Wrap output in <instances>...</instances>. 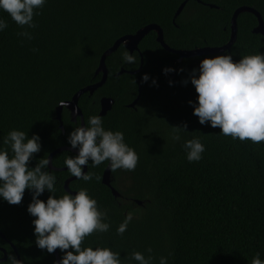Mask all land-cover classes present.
Returning a JSON list of instances; mask_svg holds the SVG:
<instances>
[{
	"label": "trees",
	"instance_id": "obj_1",
	"mask_svg": "<svg viewBox=\"0 0 264 264\" xmlns=\"http://www.w3.org/2000/svg\"><path fill=\"white\" fill-rule=\"evenodd\" d=\"M242 7L257 10L264 19V0H47L34 17L36 28L27 29L32 40L19 36L24 29L0 11L8 24L0 32V148L10 152L3 139L12 130L24 131L29 138L38 134L42 150L34 154L30 168L59 149L71 148L68 136L81 122L74 123L64 109V133L56 119L57 108L102 81L103 75H97L101 59L117 41L157 25L173 50L222 48L231 41L232 19ZM258 26L255 15H240L237 41L227 51L235 54L234 61L264 53V36L254 33ZM157 37L151 32L143 39L140 52L133 53L134 65L122 61L127 50L122 45L107 59L106 84L80 99L85 122L90 116H100L102 99H113L112 111L101 116L104 127L122 131L125 142L139 156L134 172H113V187L121 198L103 184L110 162L86 165L94 179L70 184L73 192L87 189L108 210L105 222L111 225L106 233L86 237L82 247H110L121 253L123 264H136L126 258L133 251L154 256V264H159L161 256L168 257V264H251L257 253L264 260V142L220 135V128L201 125L189 104L198 103L190 82L192 70L204 58L224 53L180 63L179 56L166 51ZM165 68L176 71L165 75ZM144 74L150 75L147 83L142 82ZM184 80L189 83L185 85ZM185 123L188 132L180 130L181 141H173L172 127ZM194 137L201 139L206 152L201 161L189 163L182 142ZM76 155L63 151L54 157L53 166L65 169L64 161ZM47 171L57 177V198L67 194L66 182L74 177L67 170L56 172L48 167ZM50 195L45 191L40 199L46 202ZM32 200L33 193L27 189L18 205L0 198V233L7 239L0 236V260L8 254L0 264H12L10 257L18 260L12 244L23 264H57L55 253L35 244L36 218L27 210ZM130 211L135 213L133 221L123 236L118 235L117 228ZM57 250L62 258L64 253Z\"/></svg>",
	"mask_w": 264,
	"mask_h": 264
},
{
	"label": "clouds",
	"instance_id": "obj_2",
	"mask_svg": "<svg viewBox=\"0 0 264 264\" xmlns=\"http://www.w3.org/2000/svg\"><path fill=\"white\" fill-rule=\"evenodd\" d=\"M47 0H0V11L6 12L16 24L24 29L18 35L32 40L34 37L27 29L36 28L34 17L46 5ZM8 27L5 19L0 18V32ZM233 52L206 57L201 60L198 69H193L190 82L198 93V103L189 101L194 107V115L201 125L220 128V135L230 136L233 140L251 141L254 144L264 142V53L245 55L234 61ZM126 65H134L136 56L127 49L122 57ZM174 68H165L164 74L175 72ZM184 69H180L183 72ZM150 80L149 74L142 76V82ZM136 84V81H134ZM153 80L152 84L157 85ZM172 81H169L170 86ZM183 83L187 85L188 80ZM60 106H64L61 102ZM78 119V116H77ZM172 140L181 141L180 130L187 131L188 125L172 127ZM72 149H78V155L68 157L64 164L71 177L84 182H91L94 174L85 173L84 167H99L110 162L111 172L123 169L134 172L139 156L125 142L122 131L106 130L103 118L93 115L87 118L84 126L76 127L68 136ZM3 144L10 147V152L0 148V198L11 205L23 201L25 190H31L33 200L28 206V213L33 220L35 244L41 250L55 253L59 249L63 254L57 264H123L120 252L110 247H82L86 237L93 233H106L110 230L108 210L102 209L98 201L92 198L87 189L76 195L67 193L57 198V177L47 171L50 159H40L35 168L29 163L34 154L42 150L41 137L19 130L10 131L3 139ZM182 147L189 163L203 159L206 146L200 138L184 140ZM92 161L89 164V161ZM99 181V177H95ZM45 191L52 193L47 201L40 199ZM135 213L130 211L117 228V234L123 236ZM72 249V251H67ZM152 253V249H147ZM171 256L172 253H169ZM136 264H154L155 257H147L139 251H133L126 257ZM12 264H19L15 257H10ZM159 264H168V257L161 256ZM251 264H264L257 253Z\"/></svg>",
	"mask_w": 264,
	"mask_h": 264
},
{
	"label": "water",
	"instance_id": "obj_3",
	"mask_svg": "<svg viewBox=\"0 0 264 264\" xmlns=\"http://www.w3.org/2000/svg\"><path fill=\"white\" fill-rule=\"evenodd\" d=\"M186 5H187V2H185L180 7V9L178 10V12H177V14L175 16V20L182 14V12L184 11ZM211 7L215 8V6H211ZM244 13H251V14L255 15L258 18L259 26L254 30V33L255 34H261V35L264 36V19H263V16L257 10H255L253 8L242 7V8H239L235 12V14L233 16V19H232L231 41L229 42V44L227 46L222 47V48H203V49H197V50H193V51H176V50H173L172 48H170L166 44L165 37H164V32H163L162 28L157 26V25L148 26V27L142 29L141 31H139L134 36H128V37H124V38L120 39L119 41H117L115 43V45L111 49H109L103 55V57L101 59L100 66H99V69L97 71V75H99V74L103 75L102 81L99 82L96 85H93V86H90V87H87V88L81 90L80 92H78L74 96L72 101L63 103L64 106H59L57 108V111H56L57 117H56V119L61 123V126H60L61 130L65 133V126H64V123H63V120H62V115H63L64 109H67L70 112L71 119H72V121L74 123L77 124L80 121L81 122V126L85 125L86 122H85L84 113H83V111H82V109L80 108V105H79L80 104V99L82 98L83 95H85L87 93H90L91 95H93L98 89H100L101 87H103L106 84V82L108 80V76H109V72H108V69H107V63H106L107 59H108V57L113 55L115 52H117L122 45L126 49H128L132 54L135 53V52H140L139 45L143 41V39L148 34H150L151 32H156L157 36H158L157 37L158 42L162 45V47L166 51L179 56V62L180 63L183 62L186 59H193V58L205 57V56H209V55L223 54L226 51H230L232 49V47L234 46V44L236 43L237 37H238V19H239L240 15L244 14ZM141 70H142V68L139 71L133 72L131 74L135 75V74L141 72ZM124 73H125V71H122L120 74H124ZM139 100H140V97L130 107L131 108H135L136 105L138 104ZM114 104H115V101L113 99H109V98L102 99L101 100V114H100V116L105 117L110 111H112ZM77 116H78V119H77ZM63 151H71V152H73V153L78 155V150L66 147V148L59 149V150L55 151L54 153H52L50 155V158H49L50 161H53L54 157L57 154H59V153H61ZM83 167H84L85 173H87V171H88L87 166L85 165ZM49 168H50L51 171H56V172H61V171H66L67 170V168H65V169H57L51 163L49 165ZM112 176H113V172H111V170L109 168H107V170L105 171L104 176H103V184L106 185L107 187L111 188V190H112V192H113V194H114V196L116 198H121L122 195L113 187ZM75 180H77V178H75V177L71 178V179H69L66 182V185H65L66 191L68 193L72 194V195H76L77 194V192H73L70 189V184L73 181H75ZM138 204L141 205L142 203L138 202ZM0 236H2L5 240H7L1 233H0ZM11 246L14 248V250L16 252L19 264H23L17 248L13 244ZM55 255H56V258H57V262L60 261L61 257H60V253H59L58 250H56ZM7 258H8V254L5 252V256H4L3 259L0 260V262H5L7 260Z\"/></svg>",
	"mask_w": 264,
	"mask_h": 264
},
{
	"label": "flooded vegetation",
	"instance_id": "obj_4",
	"mask_svg": "<svg viewBox=\"0 0 264 264\" xmlns=\"http://www.w3.org/2000/svg\"><path fill=\"white\" fill-rule=\"evenodd\" d=\"M71 116V115H70ZM2 250V249H1Z\"/></svg>",
	"mask_w": 264,
	"mask_h": 264
}]
</instances>
